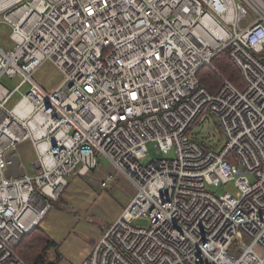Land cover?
<instances>
[{"label": "built area", "instance_id": "1", "mask_svg": "<svg viewBox=\"0 0 264 264\" xmlns=\"http://www.w3.org/2000/svg\"><path fill=\"white\" fill-rule=\"evenodd\" d=\"M0 26L12 43L0 46V264H26L21 240L99 158L135 194L80 264H264V0H0ZM222 53L241 88L213 65ZM43 63L62 74L51 91L32 78ZM18 75L12 91L1 84ZM210 115L219 151L189 136ZM226 184L235 196L207 191Z\"/></svg>", "mask_w": 264, "mask_h": 264}, {"label": "rangeland", "instance_id": "2", "mask_svg": "<svg viewBox=\"0 0 264 264\" xmlns=\"http://www.w3.org/2000/svg\"><path fill=\"white\" fill-rule=\"evenodd\" d=\"M0 46L10 49L12 43L8 38V30L6 27L0 26ZM204 71L207 68L203 69ZM33 80L38 83L46 91L56 88L61 80L60 71L49 63L41 64L32 75ZM22 80L18 75L13 78L3 77L1 84L9 90H13ZM28 86H23L14 97L9 100L8 109H12L19 101L21 95L26 94ZM189 136L203 142L206 146H210L214 151H219L224 145V137L217 119L214 115H210L204 123L195 122L190 129ZM16 154L20 158V165L24 172L31 174L34 153L30 144L20 145ZM173 154L171 153L170 156ZM157 156L152 150V146H148V154L141 161L143 165L149 164ZM99 168L91 172L86 177L68 178L69 190L55 201L49 212L44 216L38 227L47 234L51 240L58 245V251L61 255V261L58 264H79L93 248L94 244L101 238L103 233L116 221L121 211L126 205L127 198L134 196V186L125 178L116 172L105 158L98 159ZM112 174L114 182L107 188L100 189L98 184L102 180L103 175ZM251 182L252 177L248 175ZM207 191L216 197L222 196L228 192L235 196L236 189L232 184L216 186H208ZM57 224V228L61 229V224H65L66 231L58 234L54 238L43 228H49ZM139 226H145V223L138 221ZM46 229V228H45ZM58 234V235H57ZM55 239V240H54ZM254 252L264 257V252L255 247Z\"/></svg>", "mask_w": 264, "mask_h": 264}, {"label": "trees", "instance_id": "3", "mask_svg": "<svg viewBox=\"0 0 264 264\" xmlns=\"http://www.w3.org/2000/svg\"><path fill=\"white\" fill-rule=\"evenodd\" d=\"M213 65L221 76L241 88L239 72L228 61L225 53L220 54L213 61ZM198 78L201 84L210 92H213L219 83V80L209 70H201L198 73ZM54 203L51 202V207ZM15 253L26 264H58L61 261L58 245L38 226L21 240Z\"/></svg>", "mask_w": 264, "mask_h": 264}, {"label": "water", "instance_id": "4", "mask_svg": "<svg viewBox=\"0 0 264 264\" xmlns=\"http://www.w3.org/2000/svg\"><path fill=\"white\" fill-rule=\"evenodd\" d=\"M12 153H9L7 155V157L10 159L11 161V165L8 167L7 171H6V177H14L17 178L18 175H22L23 171L21 168H19V159L17 156H12Z\"/></svg>", "mask_w": 264, "mask_h": 264}, {"label": "crops", "instance_id": "5", "mask_svg": "<svg viewBox=\"0 0 264 264\" xmlns=\"http://www.w3.org/2000/svg\"><path fill=\"white\" fill-rule=\"evenodd\" d=\"M107 174H108V173H107ZM103 177H104V175H103ZM103 177H102V178H103ZM98 186H99L100 189H102V188L100 187L99 184H98ZM66 189L69 190V185H68V187H67ZM63 193H64V192H63ZM132 197H133V196H132ZM132 197H131V198H132ZM131 198H130V200H131ZM130 200H129V198H127L126 205L129 203ZM126 205H125V206H126ZM125 206H124V207H125ZM121 212H122V211H121ZM120 214H121V213H120ZM60 227H61V229H60V228H57V224H54V226L51 227V228H49V229H48L47 226H45L46 229H45V228H43V229H44L46 232H48V233L52 236V238H54L56 235H52V232H53V233H54V232L57 233V232H56V229L59 230L58 234H60V233L63 234V233L66 231V229H65V228H66L65 224H61ZM58 234H57V235H58ZM54 240H55V239H54ZM81 262H82V261H81ZM81 262H80V263H81ZM80 263H79V264H80Z\"/></svg>", "mask_w": 264, "mask_h": 264}]
</instances>
